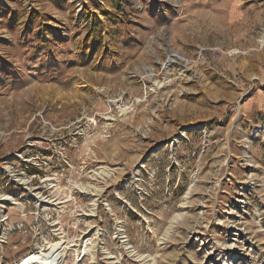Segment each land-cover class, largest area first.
Here are the masks:
<instances>
[{"label": "rangeland", "instance_id": "1", "mask_svg": "<svg viewBox=\"0 0 264 264\" xmlns=\"http://www.w3.org/2000/svg\"><path fill=\"white\" fill-rule=\"evenodd\" d=\"M263 36L264 0H0V197L40 192L63 228L0 201V264L150 263L122 230L155 264H264Z\"/></svg>", "mask_w": 264, "mask_h": 264}, {"label": "bare ground", "instance_id": "2", "mask_svg": "<svg viewBox=\"0 0 264 264\" xmlns=\"http://www.w3.org/2000/svg\"><path fill=\"white\" fill-rule=\"evenodd\" d=\"M261 43H264V36L261 38ZM176 55H178V54H176ZM125 113H126V110L125 109L124 110H121V114L122 115H124ZM262 133L264 134L263 130H260L259 128L255 131V134H262ZM114 172H115V169H111L109 167L107 168V167L104 166V167H101L100 169H98L97 172L94 171V174L93 175H95V177L98 178V179H101L103 181H106L107 179L109 180L113 176ZM23 183H24V181H23ZM80 189H83L84 192H86V191H93L94 192L93 196L95 197L96 194H99L100 193V189L101 188H97L95 186H81ZM191 194H192V191H190L189 195H191ZM6 200L7 201H10V199L7 198V197H0V201H6ZM90 200L92 202V209L93 210L96 209L97 208V198H91ZM11 203L16 204V205H19L17 211L19 213H21L22 216H23V211H24L23 205L20 204L19 202H11ZM26 217L27 216L25 215V218ZM180 217L181 216H179V215L178 216H175L173 218L172 222L174 223L175 221H180V220H178ZM120 235H121V238L123 239V244L126 247L125 250H127V253L132 258L135 257V259L136 260H139L140 262L141 261H143V262L149 261L150 263H148V264H155V261H156L155 257L150 259L148 256L138 255L135 252V250L129 244V242L127 240V237L125 235V231L124 230L121 231V234ZM222 246H224V248L228 252H230V253L232 252V250H234V249H236V248L239 247L237 245L236 246H232V245H228V244H224V243L222 244ZM97 248H98V245H97L96 242H94L91 245V253H92V261H91V264L96 263ZM69 252H70L69 248L64 243L61 244V245H57V244L53 245L52 243H49V244L44 245L41 248L40 251L33 252V253L28 254L27 256L23 257L19 262L15 263V264H66V258L68 256ZM104 254H105V256H106L105 258L107 260L113 259V257L111 256V253L108 252L107 250L104 251ZM110 263L111 264H118V261L117 262H113L112 261Z\"/></svg>", "mask_w": 264, "mask_h": 264}, {"label": "built area", "instance_id": "3", "mask_svg": "<svg viewBox=\"0 0 264 264\" xmlns=\"http://www.w3.org/2000/svg\"><path fill=\"white\" fill-rule=\"evenodd\" d=\"M22 162H25V163H30L29 160H22ZM22 175H23V172H22ZM20 175V177H23L24 180L21 178V179H15V180H12L11 182H13L15 185L19 186L21 189H23L24 191L26 192H30L32 191L28 186V181L26 180V177L27 176H22ZM35 177V176H33ZM29 179V177H27ZM24 181V183H23ZM32 181V180H31ZM40 182H42L43 184H48L50 185V187H57L56 184H50V183H55V181L53 180H47V179H40ZM10 185V184H9ZM22 190V192H23ZM30 190V191H29ZM18 191H12L10 193V195H7V196H1V197H7L10 199V201H1V203H9V202H19L20 204L23 205V217L20 218L22 219V221L20 222V224H18V230L21 231L23 228H24V223H27L28 221V216H31L32 219L34 220H41V221H46L48 223H51L52 225L49 226L51 229L49 230V241L52 240L53 238H57L60 236V238H62V234H63V228H62V225H61V218L62 216H59L56 214L57 216V220L59 222L56 221L55 224H53L52 222H50V219L51 217L49 216H53V214H51V211L52 210H55V213L58 212V214H60L61 212V207H57L59 204V202H55V201H51L50 199H48L46 196L42 195L40 192L37 193L35 195H32V197H28L26 199H24V202H20V198L18 197V195H15V193H17ZM63 204V203H62ZM8 205V204H7ZM9 206V205H8ZM13 206V205H11ZM16 207V206H14ZM57 211V212H56ZM4 213V211H1V216L2 214ZM25 215L27 216L25 218ZM8 220L7 217H5V215L3 216V219L0 220V223L2 224H5L6 221ZM40 221V222H41ZM39 222V223H40ZM3 227L4 229V226H1ZM87 235V233L85 234ZM37 248H40V247H37Z\"/></svg>", "mask_w": 264, "mask_h": 264}]
</instances>
